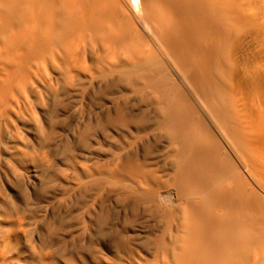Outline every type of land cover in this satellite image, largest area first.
I'll return each instance as SVG.
<instances>
[{"label": "bare ground", "instance_id": "1", "mask_svg": "<svg viewBox=\"0 0 264 264\" xmlns=\"http://www.w3.org/2000/svg\"><path fill=\"white\" fill-rule=\"evenodd\" d=\"M91 90L128 136L87 162L65 145L94 138L77 107ZM130 99L153 119L122 120ZM149 137L161 176L130 154ZM2 181L26 187L22 205L0 188V264H22L11 234L35 223L36 185L89 221L108 201L153 214L144 254L121 247L119 264H264V0H0Z\"/></svg>", "mask_w": 264, "mask_h": 264}, {"label": "rangeland", "instance_id": "2", "mask_svg": "<svg viewBox=\"0 0 264 264\" xmlns=\"http://www.w3.org/2000/svg\"><path fill=\"white\" fill-rule=\"evenodd\" d=\"M77 97L74 94L71 100L73 98L78 100ZM110 98L111 95L106 91L91 90L89 96L79 99L77 107L85 117H89L90 126L95 132L89 145L79 144L80 134L77 137H70L71 135L67 137L69 140L65 145L66 149L74 147L77 160L85 159L87 162H94L96 158L103 160L108 152L110 138L123 134L128 136L127 129L120 127V123H115L114 126L107 124L115 116L113 110L108 112L106 109ZM137 103V100L130 99L128 110L131 111V115L127 117L122 112V120L134 121V118L143 117L146 121H151L153 119L151 110L148 111ZM71 105V103L67 104L60 118L66 116L65 130L70 129L73 123L71 114H68ZM118 113L119 111L117 116ZM132 127L133 125H130L129 130L131 129L133 131L130 130L131 133L135 134V129ZM105 136L108 138L105 139ZM96 140L100 142V147L96 145ZM139 145L136 147L137 150L135 148L133 150L135 152L132 151L130 154H133V158L137 156L139 160L152 163L150 166L161 176L162 172L158 170L161 168L159 138L149 137L148 141L145 140ZM50 157L59 167L64 163L59 153L51 154ZM25 187V185L10 186L5 181L0 183V188L8 193V197L20 205H22L21 191L25 190ZM27 188V191L32 193L31 186ZM58 193L46 195L42 192V187L36 185V190L27 205L36 221L32 225H23L22 230L17 232L19 236L17 233L11 234L12 239L17 240L18 243L17 250L11 255L13 259L18 258L22 264H119L117 249L129 246L143 253L160 229L153 214L149 215L150 213L146 211L136 212L130 208L122 209L111 201L105 202L108 205L104 203L102 210H97V215H93L89 221L80 215L76 199H54L58 197ZM52 203L53 207L48 209ZM46 207L49 212L42 218ZM3 223L0 225L4 226Z\"/></svg>", "mask_w": 264, "mask_h": 264}]
</instances>
